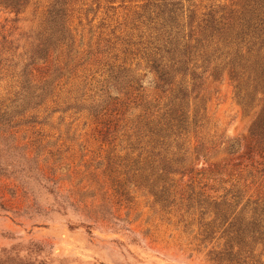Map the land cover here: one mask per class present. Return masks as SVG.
<instances>
[{"label":"rangeland","instance_id":"obj_1","mask_svg":"<svg viewBox=\"0 0 264 264\" xmlns=\"http://www.w3.org/2000/svg\"><path fill=\"white\" fill-rule=\"evenodd\" d=\"M191 1L214 5L215 18L230 27L244 24L251 41L240 54L254 66L244 78L247 59L226 49L200 91V136L225 142L204 162L219 171L223 160L240 166L230 180L194 171L188 181L172 175V187L166 180L152 187L133 171L137 152L130 155L124 131L105 134L82 109L91 92L81 101L67 86L49 87L40 63L29 67V90L22 89L18 75L51 0H0V264H264V159L250 153L264 134V0H255L257 19L232 12L241 0ZM144 2L73 3L75 48L133 33Z\"/></svg>","mask_w":264,"mask_h":264},{"label":"trees","instance_id":"obj_2","mask_svg":"<svg viewBox=\"0 0 264 264\" xmlns=\"http://www.w3.org/2000/svg\"><path fill=\"white\" fill-rule=\"evenodd\" d=\"M77 1L81 0H51L48 4L29 62L18 75L22 89L29 90V67L40 63L52 78L45 81L49 87L61 90V86H67L66 93H78L80 99L91 92L87 99L92 102L81 104L85 106L82 109L103 125L105 134L124 131L121 136L133 142L130 155L137 152L133 161L137 168L133 171L152 187H161L159 182L164 180L167 187H172L167 183L172 175H180L181 180L187 177L188 181L194 171L200 176L223 173L229 180L236 176L240 162L223 160L220 171L218 165L204 162L225 142L215 145V134L210 136L214 143L210 137L200 136L204 128L200 91L202 79H214V61L226 56L223 50L228 49V56L235 55L234 60L246 58L240 54L251 41H247L244 24L239 29L226 24L223 16L215 18L214 5L198 7L191 0H145L133 14V33L122 39L115 37L114 43L100 36L93 43L82 44L79 39V50L75 48L76 29L68 19L72 10L69 6ZM258 6L255 0H241L232 12L242 17L256 15ZM238 18L234 16V20ZM243 63L244 78L248 74L245 69L254 66L248 59ZM243 80L248 83L250 78ZM258 138L250 153L264 159V134ZM230 149L232 145H227V154L233 155L236 151ZM229 180L214 179L219 183ZM258 201L264 204V195Z\"/></svg>","mask_w":264,"mask_h":264}]
</instances>
